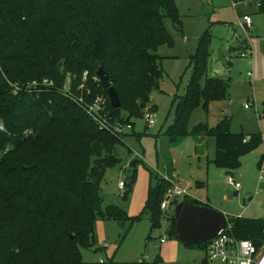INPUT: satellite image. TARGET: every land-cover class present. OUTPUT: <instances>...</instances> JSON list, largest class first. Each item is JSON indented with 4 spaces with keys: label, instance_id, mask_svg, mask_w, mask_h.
Instances as JSON below:
<instances>
[{
    "label": "trees",
    "instance_id": "1",
    "mask_svg": "<svg viewBox=\"0 0 264 264\" xmlns=\"http://www.w3.org/2000/svg\"><path fill=\"white\" fill-rule=\"evenodd\" d=\"M254 1L256 12L264 13V0ZM165 20L181 30L175 0H0V264H84L82 249L92 245L97 219L119 225L132 219L104 206L101 188L106 171L119 162L116 146L126 133L100 128L85 105L103 96L110 123L131 124L133 131V120L143 119L163 79L157 50L172 45ZM211 40L206 29L189 57L190 77L184 94L172 100L173 118L164 133L170 148L187 137L197 143L213 139L210 162L231 175L263 139L259 133H231L228 117L214 127H189L197 108L207 112L226 94L228 81L207 76ZM241 48L251 52L246 41ZM99 66L117 92V109L97 81ZM43 79L53 82L48 91L13 94L12 85ZM172 172L170 161L167 174ZM169 186L161 180L148 189L139 217L150 215L151 230L161 227L160 202ZM183 202L208 206L187 196ZM177 204L166 211L168 233L175 238ZM227 220L232 237L260 245L262 219ZM206 245L186 246L205 251Z\"/></svg>",
    "mask_w": 264,
    "mask_h": 264
},
{
    "label": "rangeland",
    "instance_id": "2",
    "mask_svg": "<svg viewBox=\"0 0 264 264\" xmlns=\"http://www.w3.org/2000/svg\"><path fill=\"white\" fill-rule=\"evenodd\" d=\"M175 3L181 30L177 31L169 20H165L172 45H164L157 50V55L161 57L163 79L150 96L155 109L147 105L144 112H150L154 124L146 127L144 119H135L133 131L124 129L126 134L122 143L116 146L119 162L106 171L101 185L104 206L116 207L132 219H123L120 225L114 219H97L93 243L89 248L82 249L84 264H219L207 262L204 250L186 247L177 238L169 236L167 226L171 213L160 210L161 227L152 230L150 215L146 213L139 217L149 187L163 180L164 168L171 160L168 150L160 149L155 137L172 121V100L174 96L184 94L191 72L187 69L189 57L194 54L197 42L206 29L212 34L207 76L228 81L226 94L220 101L210 103L207 112L197 108L191 114L189 127L199 123L214 127L219 120L228 117L231 133H259L263 143L242 157L241 166L232 172L231 175L241 184L237 192L226 183V171L210 162L215 152L211 138L200 162L194 159L193 152L190 155L182 153V144L174 149V184L185 190L188 197L226 216L264 219V190L263 183H258L257 166L264 155V13L256 12L254 0L245 6L237 4L235 7H232V0H175ZM238 12L250 15L252 24L246 26ZM243 41L251 48L246 57L240 56L243 51L239 48L242 49ZM162 133L166 143V135L164 131ZM186 139L190 138H185V142L190 143ZM133 172L134 179L130 183ZM197 183L203 185L200 187ZM120 184L124 185L122 191L118 190ZM128 186L130 191L125 199L122 195ZM226 189L234 193L232 199L227 198ZM257 190L260 193L256 195ZM247 194L253 197V201H245ZM163 227L166 241L160 244Z\"/></svg>",
    "mask_w": 264,
    "mask_h": 264
},
{
    "label": "built area",
    "instance_id": "3",
    "mask_svg": "<svg viewBox=\"0 0 264 264\" xmlns=\"http://www.w3.org/2000/svg\"><path fill=\"white\" fill-rule=\"evenodd\" d=\"M248 1H239L232 0V7H235L237 4L247 5ZM242 20L245 25L251 24L250 15H243ZM249 52H244L241 54V57H246ZM87 73L83 74V80L86 79ZM250 76V74H248ZM13 94L16 95L19 92L31 93L36 92L40 93L43 91H48L51 87H53V82L47 79H43L41 81H32L30 83L24 85H12ZM82 87V86H81ZM80 87V89H81ZM66 90V88H65ZM67 91V90H66ZM82 98L78 100V104H83ZM246 108L247 105H244ZM85 111L87 115L96 122L100 128L111 131V133H124L125 130H131L133 127L131 124H120L117 120L113 124L110 123V115L107 110L106 100L103 96H97L91 103H87L85 105ZM143 119L145 120L147 126H151L154 124L153 119L149 113H144ZM3 130V126L0 125V131ZM258 183L261 185L263 183L264 190V158L258 166ZM165 182H169L170 186L165 190L162 201L160 202V210L168 211L170 209V205L173 201L178 200L187 196L185 190L180 189L174 183H172L167 176H162ZM226 183L233 187L235 192H237L241 188V184L236 181V179L232 175H228L226 178ZM119 190L124 189V185L120 184L118 186ZM260 190H257L255 194H259ZM188 197V196H187ZM253 197L251 195H247L245 197V201H251ZM245 208V207H244ZM245 210V209H244ZM227 217L226 224L223 229H221L212 239L207 241V245L205 248V257L209 262H217L219 264H264V225L260 231L261 243L259 246L254 245V243L250 240L237 239L231 236V224L228 223ZM234 218H242L240 216H232ZM264 222V219H262ZM166 241V231L163 230L162 235L160 237L159 243H164Z\"/></svg>",
    "mask_w": 264,
    "mask_h": 264
},
{
    "label": "water",
    "instance_id": "4",
    "mask_svg": "<svg viewBox=\"0 0 264 264\" xmlns=\"http://www.w3.org/2000/svg\"><path fill=\"white\" fill-rule=\"evenodd\" d=\"M96 76L111 107L119 108L117 92L110 85L103 66L98 67ZM225 193L228 199H232L233 193L229 189H226ZM174 216L177 239L185 245L212 239L226 224V218L222 212L209 206L193 205L189 202L177 204L174 208Z\"/></svg>",
    "mask_w": 264,
    "mask_h": 264
},
{
    "label": "crops",
    "instance_id": "5",
    "mask_svg": "<svg viewBox=\"0 0 264 264\" xmlns=\"http://www.w3.org/2000/svg\"><path fill=\"white\" fill-rule=\"evenodd\" d=\"M242 15H248V14H242ZM251 24H252V20H251ZM247 26V25H246ZM215 73V72H214ZM249 74V73H248ZM210 77H212V78H216V77H214V76H210ZM150 104V106H154V107H156L154 104H152L151 102L149 103ZM155 109V108H154ZM167 128V127H166ZM163 131H165V130H161V134L159 135H157L156 137H155V142H157V141H159V144H160V149H162V147H163V149L164 150H168V153L170 154V157H171V163H172V169H173V172H172V174L171 175H168L167 174V168H164V173H163V175H166L167 176V178H172L170 181L172 182V183H174V171H175V165H176V162H175V154H173V151H174V149L175 148H177L179 145H183L184 146V149H183V151H182V153H185L186 155H190L191 154V152H193V155H194V159H197V162H200L201 161V157L203 156V154H204V152H205V147H206V145L208 144V139H206V140H204V141H202L201 143H197L196 141H194L193 139H186V140H189L190 141V143H188V142H185V139H184V141L181 143V144H179L178 146H175V147H168V143H167V141H166V143L164 142V137L162 136V132ZM211 140V139H210ZM214 149H215V147H214ZM158 153V150H156V154ZM159 154V153H158ZM214 155V154H213ZM158 156V155H157ZM213 159V156H212V158H211V160ZM210 160V161H211ZM236 181H238V180H236ZM239 182V181H238ZM198 184V186H202L203 184L202 183H197ZM189 185V187H190V184H188ZM118 190H119V188H118ZM120 191V190H119ZM233 193V192H232ZM247 195H250V194H247ZM246 195V196H247ZM233 196H234V193H233ZM233 196H232V198H233ZM245 196V197H246ZM181 200L182 199H178V203H180L181 202ZM251 201H253V198L251 199ZM250 201V202H251ZM202 203V202H201ZM174 208H175V206H174ZM174 208H173V212H174ZM244 209H246V207L244 208ZM172 209L170 208L168 211L170 212ZM166 226H167V223H166ZM167 228H169V225L167 226ZM166 228V229H167ZM162 230H165V228L163 227V229ZM166 231V230H165ZM182 245H184V246H186L185 244H182ZM187 247V246H186ZM207 261V260H206ZM208 262V261H207Z\"/></svg>",
    "mask_w": 264,
    "mask_h": 264
}]
</instances>
